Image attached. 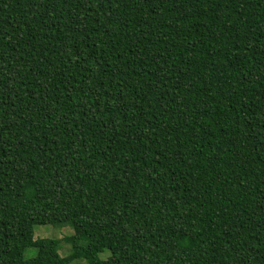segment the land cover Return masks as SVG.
Instances as JSON below:
<instances>
[{"label": "trees", "instance_id": "trees-1", "mask_svg": "<svg viewBox=\"0 0 264 264\" xmlns=\"http://www.w3.org/2000/svg\"><path fill=\"white\" fill-rule=\"evenodd\" d=\"M77 258L264 264V0H0V264Z\"/></svg>", "mask_w": 264, "mask_h": 264}, {"label": "rangeland", "instance_id": "rangeland-1", "mask_svg": "<svg viewBox=\"0 0 264 264\" xmlns=\"http://www.w3.org/2000/svg\"><path fill=\"white\" fill-rule=\"evenodd\" d=\"M72 234V231L69 227L64 228H54L49 225H36L33 227V239L37 238H47V239H56L60 241L58 246L57 254L60 257H65L70 252L69 244L62 241V238ZM36 249L29 247L23 251L22 258L24 260L30 259L35 256ZM108 252L104 251L98 254V257L102 260L107 258ZM70 264H86V261L82 258L73 259Z\"/></svg>", "mask_w": 264, "mask_h": 264}]
</instances>
